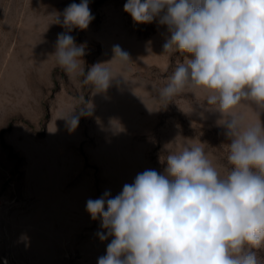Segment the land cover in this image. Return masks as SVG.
<instances>
[{
  "label": "rangeland",
  "instance_id": "rangeland-1",
  "mask_svg": "<svg viewBox=\"0 0 264 264\" xmlns=\"http://www.w3.org/2000/svg\"><path fill=\"white\" fill-rule=\"evenodd\" d=\"M73 2L81 0H0V264H98L111 238L99 239L89 199L115 197L144 170L163 173L169 153L191 146L227 177L225 121L264 124L254 102L221 112L203 87L161 100L158 90L189 57L164 51L166 27L135 23L127 0H89L94 19L70 33L86 44L85 74L103 64L111 86L95 90L66 73L53 54L67 29L55 20ZM117 44L128 61L113 59ZM85 106L70 130L66 118ZM254 251L264 264V246Z\"/></svg>",
  "mask_w": 264,
  "mask_h": 264
},
{
  "label": "clouds",
  "instance_id": "clouds-1",
  "mask_svg": "<svg viewBox=\"0 0 264 264\" xmlns=\"http://www.w3.org/2000/svg\"><path fill=\"white\" fill-rule=\"evenodd\" d=\"M124 11L137 24L157 20L167 29L164 51L189 57L158 90L161 100L191 85L210 90L207 103L219 104L221 112L242 100L264 109V0H127ZM93 19L89 0L69 4L56 16L67 31L58 34L53 55L66 73L105 91L115 77L103 64L85 74L86 44L70 34ZM114 58L126 62L130 56L117 44ZM73 113L66 118L70 130L89 110ZM224 127L231 141L227 177L202 147H185L167 155L163 173L144 170L115 197L106 191L87 201V212L104 230L99 239L111 238L98 264H258L254 250L264 246V124L245 127L231 116Z\"/></svg>",
  "mask_w": 264,
  "mask_h": 264
}]
</instances>
